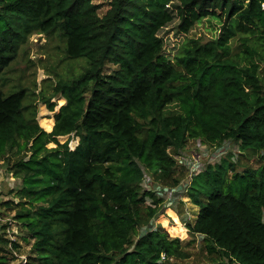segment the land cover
Here are the masks:
<instances>
[{"label":"trees","instance_id":"obj_1","mask_svg":"<svg viewBox=\"0 0 264 264\" xmlns=\"http://www.w3.org/2000/svg\"><path fill=\"white\" fill-rule=\"evenodd\" d=\"M99 8L92 0H0V77L34 34L58 32L67 58L87 63L57 79L64 104L56 112L45 100L50 132L23 106L22 90L0 88V157L30 152L13 166L29 178L17 219L34 261L177 264L168 261L188 254L171 235L187 232L225 264H264V165L242 173L231 162L206 166L187 190L200 208L193 223L139 232L162 202L142 191L143 170L176 185L169 151L230 140L264 159V0H110ZM206 16L218 22L217 37L187 39L166 58L159 32L177 20L185 35ZM49 142L56 146L46 149Z\"/></svg>","mask_w":264,"mask_h":264},{"label":"rangeland","instance_id":"obj_2","mask_svg":"<svg viewBox=\"0 0 264 264\" xmlns=\"http://www.w3.org/2000/svg\"><path fill=\"white\" fill-rule=\"evenodd\" d=\"M93 4L100 6L98 13L101 15L107 9L110 0H92ZM177 20L164 27L159 36L164 42L163 54L171 59L180 48L181 44L187 39L196 40L200 43H206L215 39L218 35L219 24L211 16L203 17L195 23L189 32L185 35L179 33L176 29ZM87 66L85 59H68L65 54V42L58 32L51 35L34 34L28 38L27 42L20 47L14 60L4 70L0 77V88L4 95H9L16 91H23V106H28L29 112H35V118L38 126L45 132H50L54 124L53 114L64 104V100L59 95L54 94V86L59 78H73L79 75ZM114 67L108 66L104 72L112 70ZM45 100L54 104V112L48 110ZM44 121H50L49 128ZM68 139L67 136L59 137V143ZM195 141V140H194ZM191 141L185 145L184 149L171 156L176 162V171L173 178L176 179V185L171 186V181H162L158 174L148 170H143L148 181L141 183L142 191H149L159 194L162 202L159 205L157 214L141 225L139 232L152 229L155 226L165 228L167 226L177 225L176 222L185 228V224L193 223L199 212V207L191 203L188 192H181L184 181L192 179L194 176L189 170L180 164V160H187L192 164L191 168H196V160H199L203 166L208 162L211 147L205 143L201 147L196 146V142ZM224 158L216 160V164L222 161L233 163L234 173H242L244 170H255L264 165V159L259 156L252 157L246 151H242L237 144L231 142ZM77 144V138H70L69 145L74 147ZM56 145L52 142L46 144V149H52ZM206 146V147H205ZM203 149H211L203 151ZM203 152V153H201ZM213 152V151H212ZM14 151H8L0 157V264H37L33 259L31 252L33 240L30 239L20 221L17 219V213L26 206L18 191L24 187L25 180H29L24 171L15 173L14 164L19 160L26 162L29 159L30 152L13 155ZM232 172L228 173V177ZM201 178H195V182H200ZM168 183V184H166ZM26 187L28 185L26 184ZM180 188V191H175ZM146 199V204L147 203ZM166 223V226L163 224ZM184 230V229H183ZM186 232V231H185ZM171 235V234H170ZM179 238L182 248L188 257L186 259L174 260L177 264H225L226 261L215 259L205 250V242L202 236L191 235L186 232V236L171 235V238ZM166 264V262H165Z\"/></svg>","mask_w":264,"mask_h":264},{"label":"built area","instance_id":"obj_3","mask_svg":"<svg viewBox=\"0 0 264 264\" xmlns=\"http://www.w3.org/2000/svg\"><path fill=\"white\" fill-rule=\"evenodd\" d=\"M199 142V141H198ZM232 141H230V140H225V141H223L220 145H218V146H210L211 147V149H213L212 151H211V155H210V158H209V160H208V162H206V165L205 166H203V164H201V162L199 161V160H196L195 161V163H197V166H196V168H191L192 167V164L187 160V158H185L184 160H180V164L182 165V166H184V167H187L189 170H194V172H191V175L192 176H196V175H198L199 173H201L205 168H206V166H208V165H213L214 163H216V160H220V159H222V158H224V156L226 155V153H227V151H228V149L231 147V143ZM201 144L202 143H197L196 144V146L198 147V148H200L201 147ZM203 145V144H202ZM206 147V146H205ZM211 149H208V150H211ZM207 149H203V151H208ZM201 153H203V152H201ZM143 175H144V177H143V180H142V182H147L148 181V179H147V177H146V175L144 174V172H143ZM193 177V178H194ZM192 178V179H193ZM192 179H190V181L189 180H186V181H184V184L182 185V189H181V192H183V191H187L188 190V187H189V183L191 182V180ZM175 191H180V188H177L176 190H173V192H175ZM154 194V193H153ZM155 195H157L158 197H160V195L159 194H155ZM157 197V198H158ZM150 202H151V200L150 199H148L147 200V203L148 204H150ZM185 226V225H184ZM156 227L157 226H155L154 228H152V229H148V231H150V230H155L156 229ZM147 231V230H146Z\"/></svg>","mask_w":264,"mask_h":264}]
</instances>
